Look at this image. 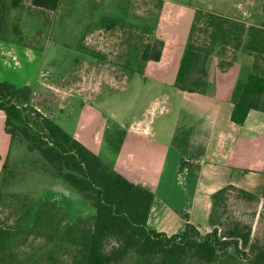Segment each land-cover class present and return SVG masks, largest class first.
I'll use <instances>...</instances> for the list:
<instances>
[{
	"label": "rangeland",
	"instance_id": "rangeland-1",
	"mask_svg": "<svg viewBox=\"0 0 264 264\" xmlns=\"http://www.w3.org/2000/svg\"><path fill=\"white\" fill-rule=\"evenodd\" d=\"M263 1L166 0L162 13L165 0H61L56 10L36 7L32 0H0V41L27 47L36 58L27 63L20 56L25 69L37 74L31 85L33 105L112 169L151 189L168 147L186 143L176 136L179 125L191 124L194 119L192 103L175 80L197 12L261 24ZM203 28L194 32L201 45L209 43L208 32ZM164 40L169 41L175 53L165 65L157 64L150 72H145V65L142 73H130L128 67L138 69L148 41ZM217 57L224 59L220 63L227 73L218 77V72L223 71L215 64L206 91L219 100L231 94L239 75L251 71V57L243 55L239 60L232 47ZM2 58L3 80L22 85L27 80L22 78L23 73L27 75V71L4 64ZM237 62L239 65L235 66ZM226 108L223 106L221 114H227ZM192 130L187 127V131ZM11 148V168L15 169L16 179L7 193L30 195L36 198V204L47 199L57 201L69 220L95 213L91 202L65 179L57 177L39 152L30 151L20 141ZM263 151L259 147V153L254 155V161L259 162L256 170L264 171ZM258 187L254 192L258 198L253 200L235 190L229 192L216 212L220 230L223 223L240 220L251 224L253 238L264 243V186ZM3 201L1 221L15 227L19 221L23 227L32 225V219L26 223L16 212L9 215L10 210L17 209L15 199L6 195ZM198 218L204 231L209 220L206 218L205 222L201 212ZM210 224L209 232L214 228L211 219ZM44 245L45 235L34 233L16 251L21 257L29 254L33 264H52L53 260L49 263L46 257L50 248ZM58 255L59 261L54 264H61L66 257ZM135 263V256L130 255L119 264Z\"/></svg>",
	"mask_w": 264,
	"mask_h": 264
},
{
	"label": "trees",
	"instance_id": "trees-1",
	"mask_svg": "<svg viewBox=\"0 0 264 264\" xmlns=\"http://www.w3.org/2000/svg\"><path fill=\"white\" fill-rule=\"evenodd\" d=\"M60 2L32 0L34 6L48 10L58 9ZM202 28L208 32V44H198L194 38V32ZM228 47L254 57L252 70L238 78L231 97V120L243 124L251 110L264 111V26L198 11L175 84L183 91L207 93L211 65ZM163 48L164 41H148L138 69L128 67L130 73H142L148 61H159ZM32 97V86L17 87L0 81V110L6 114L5 129L11 135V146L16 141L25 142L30 151L39 152L57 177L91 202L95 213L69 220L57 201L36 204V198L30 195L7 193L16 179L9 152L3 163L0 206L6 195L15 199L17 209L10 210L9 215L16 212L22 221L32 219L33 223L23 227L19 221L15 227L0 220V264H33L29 254L21 257L16 248L27 244L34 233L45 235V245L50 248L46 257L49 263L53 260L52 264L59 261L58 253L66 256L61 264H119L130 255L135 256V264H264V243L253 238L251 224L234 220L223 223L220 230L216 220V212L231 190L252 200L258 198L256 193L229 184L213 194L214 228L210 232L202 234L189 222L188 213H183L186 230L168 236L148 224L154 192L112 169L33 105Z\"/></svg>",
	"mask_w": 264,
	"mask_h": 264
},
{
	"label": "crops",
	"instance_id": "crops-1",
	"mask_svg": "<svg viewBox=\"0 0 264 264\" xmlns=\"http://www.w3.org/2000/svg\"><path fill=\"white\" fill-rule=\"evenodd\" d=\"M164 4L162 13L166 7V0ZM162 13L160 17H163ZM246 23L247 25L264 26V22L253 24L246 21ZM173 49L169 41L164 40L161 59L148 61L145 72L156 69L157 64L165 65L174 56ZM235 54L239 60L240 58L242 60L243 55L250 56V70H252L253 55L242 50ZM20 56L27 63L36 60L29 48H23L14 42L0 41V58L4 64H11L27 71V75L23 73L22 77L27 80L17 87L31 86L36 80L37 74H30V71L25 69ZM220 60L221 58L214 59L209 76L215 64L218 68L221 66ZM237 65H239L238 62L235 66ZM221 69L223 72H218V77L222 78L227 72L222 66ZM248 74L239 75V77H246ZM0 81H4L1 72ZM183 92L192 103L190 111L195 113L191 124L182 123L176 130V136L178 135L181 140L184 139L186 143L177 147H168L162 161L160 175L155 186L150 189L155 194V200L148 224L152 229L164 232L168 236L182 234L186 230L187 221L183 213H188L189 222L196 226L200 232H209L213 207L212 198L219 189L233 184L257 192L258 186H264V171L256 170L255 167L259 162L258 160L254 161V155L259 153V147L264 150V111L251 110L246 121L243 124H237L231 120L234 106L231 101L232 92L219 100H217L218 97H214L208 92ZM223 106L227 107V114H221ZM5 120L6 114L0 110V186L4 159L12 149L11 135L5 129ZM187 127L190 129L193 127L194 131H187ZM200 212L203 213L205 222L206 218L207 221L209 220L204 231L201 230L198 218Z\"/></svg>",
	"mask_w": 264,
	"mask_h": 264
}]
</instances>
